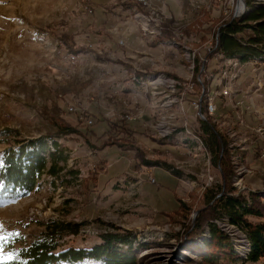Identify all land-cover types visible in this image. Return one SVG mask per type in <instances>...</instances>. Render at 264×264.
<instances>
[{"label": "rangeland", "instance_id": "obj_1", "mask_svg": "<svg viewBox=\"0 0 264 264\" xmlns=\"http://www.w3.org/2000/svg\"><path fill=\"white\" fill-rule=\"evenodd\" d=\"M151 1L147 35L151 11L136 0H0V158L41 138L66 157L28 194L0 193V264L51 222L80 225L58 250L116 232L131 242L116 251L134 264H236L198 255L211 248V223L224 250L245 258L243 230L204 217L205 196L221 188L264 202V60L214 53L218 28L247 13L245 0ZM201 122L225 140L223 163L201 142Z\"/></svg>", "mask_w": 264, "mask_h": 264}, {"label": "trees", "instance_id": "obj_2", "mask_svg": "<svg viewBox=\"0 0 264 264\" xmlns=\"http://www.w3.org/2000/svg\"><path fill=\"white\" fill-rule=\"evenodd\" d=\"M245 5L248 9L245 15L233 18L218 28L214 46V53L220 55L224 61L236 60L241 65L264 60V4L255 0H245ZM132 8L140 9L136 4ZM65 129L61 130L59 134L71 133L69 126H66ZM199 131L201 134L199 138L210 153L212 160L219 163L226 161L228 155L226 142L214 125L210 122H201ZM62 163H66V157H63L62 150L55 140L52 142L50 140L47 143V139L41 138L35 143L30 142L28 147H20L17 152L15 150L4 151L0 158V193L9 197L28 194L38 186V182L43 176L57 177L62 170L59 166ZM219 193H223L222 188L217 193L211 194L210 197L205 196L209 212L204 217L211 218V220L226 219L229 224L240 227L247 236L249 250L244 259L233 254L232 250L226 252L224 250L226 248L222 247L224 240H222L221 234L215 225L209 223L211 248L209 245L206 246L198 255L210 263L216 261L219 256L234 261L236 264H258L264 261V222L261 221L264 218V202L262 200L260 202L252 194L230 196L226 194L228 192H224L218 196ZM204 225V223L198 225L197 231H201V226ZM79 227V224L64 222L60 224L51 222L45 225L41 237L21 247L17 251V259L8 264H87L90 262L95 264H134V261L127 255L116 251L117 245L131 244L130 239L120 236L116 232L102 236L104 244L91 249L58 250L60 246L56 241L64 234L76 235ZM189 229L188 227L185 231L189 232ZM198 234L194 231L186 235L195 237ZM196 249L197 247L191 246V251H198ZM219 249L223 251H216Z\"/></svg>", "mask_w": 264, "mask_h": 264}, {"label": "bare ground", "instance_id": "obj_3", "mask_svg": "<svg viewBox=\"0 0 264 264\" xmlns=\"http://www.w3.org/2000/svg\"><path fill=\"white\" fill-rule=\"evenodd\" d=\"M144 9L146 8L147 10H149L150 9V13H149V15L151 16V20L149 21L148 20V18H144V23L142 24V29H143V31H144V34H147V35H151L152 33H153V31L152 30H149V29H151L150 28V26L151 25H149V23L150 22H154L155 21V19L157 18L156 16H154V14H155V11H154V9H152V7H151V1H146V0H136ZM241 2V1H240ZM258 2V1H257ZM259 3H261V2H259ZM264 4V3H263ZM243 5H241L240 3L238 4V11H241V10H243V7H242ZM145 9V10H146ZM137 16H138V18H142V17H144L143 15H141V13L139 14V13H137L136 14ZM147 17H149V16H147ZM157 20V19H156ZM157 22V21H156ZM157 24L159 25V22H157ZM157 24H155L154 26L155 27H157L156 25ZM154 30H155V28H154ZM157 32V31H156ZM154 36V35H153ZM149 83H152V84H154V81L153 82H149ZM169 87V86H168ZM163 91H165V90H163ZM160 93V92H159ZM223 94L224 95H227V94H229L228 92H227V90H224L223 91ZM225 97V96H224ZM167 98V97H166ZM172 101V100H171ZM166 103V102H165ZM208 111L211 113L212 112V107L211 106H209L208 107ZM209 115V114H208ZM172 132V131H171ZM163 133V132H162ZM164 134V133H163ZM163 134H161L160 136H162L163 138H166V137H168L169 136V134L167 135L166 133L163 135ZM167 135V136H166ZM162 139V138H161ZM163 140V139H162Z\"/></svg>", "mask_w": 264, "mask_h": 264}, {"label": "built area", "instance_id": "obj_4", "mask_svg": "<svg viewBox=\"0 0 264 264\" xmlns=\"http://www.w3.org/2000/svg\"><path fill=\"white\" fill-rule=\"evenodd\" d=\"M146 1H151V0H146ZM156 1H158V0H156ZM152 2V1H151ZM238 4H239V1H237V3H236V6H235V8H236V11H237V13L239 12L237 9H238ZM229 63H231L230 61H228ZM223 94V93H222Z\"/></svg>", "mask_w": 264, "mask_h": 264}]
</instances>
